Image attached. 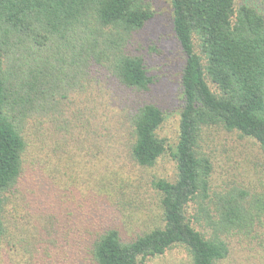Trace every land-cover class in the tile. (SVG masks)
<instances>
[{
	"label": "trees",
	"instance_id": "obj_1",
	"mask_svg": "<svg viewBox=\"0 0 264 264\" xmlns=\"http://www.w3.org/2000/svg\"><path fill=\"white\" fill-rule=\"evenodd\" d=\"M250 1L264 8V0ZM150 2L0 0V248L8 236L17 235L9 232L6 207L15 196L11 192L20 181L25 156H40L43 169L53 177V165L46 159L54 147L44 140L45 125L55 123L59 129L58 123H65L58 134L65 147L62 159L70 161L69 184L82 187L79 165L88 164L82 148H87L93 120V77L102 73L128 91L148 90L152 79L146 63L130 47L153 18ZM169 2L173 37L184 57L175 146L157 133L165 119L158 107L144 104L126 116L132 163L152 168L166 155L175 164L172 182L151 181L159 214L132 239L122 240L111 228L94 233L89 243L85 237L90 232L83 227L92 217L81 205L66 215L51 212L47 245L58 256L52 264H144L174 247L186 250L190 264H218L229 253L224 235H250L252 226L264 224V193L252 196L231 188L213 203L211 159L199 148L203 129L221 127L254 141L264 155V11L252 4L236 8L235 0ZM28 125L34 131L30 135ZM54 179L61 180L57 174ZM34 190L33 200H49L43 188ZM193 204L192 219L203 233L186 217ZM63 220L69 226L65 224L64 237L56 232ZM36 229L41 230L38 224ZM32 234L29 239L35 240ZM16 240L14 245L19 244L18 235Z\"/></svg>",
	"mask_w": 264,
	"mask_h": 264
},
{
	"label": "rangeland",
	"instance_id": "obj_2",
	"mask_svg": "<svg viewBox=\"0 0 264 264\" xmlns=\"http://www.w3.org/2000/svg\"><path fill=\"white\" fill-rule=\"evenodd\" d=\"M150 4L153 18L134 36L130 47L132 54L141 56L146 63L148 76L152 79L148 90L128 91L102 73L93 77L96 82L89 88L94 106L93 120L91 128H87V148H82L88 153V164L83 167L81 163L79 165V175L84 176L82 187L69 184L70 161L62 159L64 154L61 148L65 147L61 146L58 134L65 123H58L59 129L55 123L45 125L46 130H41L44 140L49 147H54L46 159L53 165V177L49 178L47 171L43 169L40 156H25L20 181L15 193L13 190L11 192L15 196L6 207L9 232H16L23 242L19 241V244L14 245L17 235L15 239L8 236V243L3 242L0 248V264L58 263L55 261L57 254L53 256L47 245V238L53 228L50 213L54 211L58 216L66 215L78 204L81 205L85 213L92 217L89 220L91 226L83 227L90 232L85 237L89 243L94 233H104L111 228L119 232L122 240L132 239L151 227L159 214L158 194L151 181L163 179L172 182L175 178V164L166 155L152 168H142L132 163L129 157L130 119L126 116L144 104L158 107L165 119L157 133L165 139L167 145L175 146L179 113L183 105L180 81L184 57L173 37L169 0H151ZM251 4L258 6L250 0H235L236 8ZM58 117L62 115L59 114ZM73 118V114L66 117L67 120ZM26 132L28 135L33 133L32 126L28 125ZM201 135L200 151L211 159L212 164L210 198L213 203L216 197H223L224 191L231 188L248 191L252 196L264 193V155L254 141L221 127L205 128ZM70 144L71 142L68 143L69 146ZM55 174L62 181L56 182ZM35 188H43L46 191L44 195L49 200H33ZM195 210L196 205H191L186 217H196ZM60 222L56 232L64 237L67 222ZM191 222L194 228L203 233L194 219ZM35 224L41 229L38 232L37 229L33 230ZM200 225L205 226L204 223ZM251 230L250 235L240 232L224 235L229 253L218 264H264V224L258 223ZM73 232L74 228L69 234ZM31 233L36 237L35 240L29 239ZM144 264L190 263L186 250L174 247L160 257L146 260Z\"/></svg>",
	"mask_w": 264,
	"mask_h": 264
}]
</instances>
